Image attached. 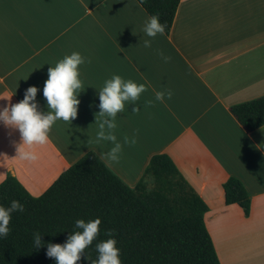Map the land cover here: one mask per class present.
I'll return each mask as SVG.
<instances>
[{
	"label": "crops",
	"instance_id": "obj_1",
	"mask_svg": "<svg viewBox=\"0 0 264 264\" xmlns=\"http://www.w3.org/2000/svg\"><path fill=\"white\" fill-rule=\"evenodd\" d=\"M148 17L135 0H0V109L35 86L37 111H48V67L73 51L85 57L77 115L56 120L48 143L24 146L34 161L19 158L18 130L0 122V183L10 175L38 197L91 151L133 188L150 157L165 154L207 206L219 263L264 264V125L246 131L229 110L264 96V0H179L168 34L155 37L143 31ZM113 74L147 84L115 129L105 124L121 142L118 162L101 158L114 142L96 137L98 91ZM133 134L136 143L124 144ZM229 177L249 196L247 216L224 203Z\"/></svg>",
	"mask_w": 264,
	"mask_h": 264
},
{
	"label": "trees",
	"instance_id": "obj_2",
	"mask_svg": "<svg viewBox=\"0 0 264 264\" xmlns=\"http://www.w3.org/2000/svg\"><path fill=\"white\" fill-rule=\"evenodd\" d=\"M135 1L148 16L158 14L168 34L179 0ZM229 110L246 131L264 125V96ZM222 189L225 205L236 204L247 216L250 199L240 181L229 177ZM13 199L24 210L12 213L9 232L0 238V264H55V258L46 256L47 244H63L80 231L76 219L96 217L101 220L98 234L76 264L96 259L95 246L108 238L109 230L122 264H220L204 224L207 206L165 154L152 155L139 182L129 188L89 151L38 197L6 176L0 183V204L7 206Z\"/></svg>",
	"mask_w": 264,
	"mask_h": 264
},
{
	"label": "clouds",
	"instance_id": "obj_3",
	"mask_svg": "<svg viewBox=\"0 0 264 264\" xmlns=\"http://www.w3.org/2000/svg\"><path fill=\"white\" fill-rule=\"evenodd\" d=\"M145 0H139L143 4ZM166 23L161 22L158 14L148 17L144 24L143 31L148 37H155L158 33L164 34ZM143 46H151V40H143ZM159 54V53H158ZM167 61L169 57L164 56ZM85 62V57L79 52L73 51L58 60L54 66L48 67L47 79L44 81L42 95L45 98L47 109L46 112L37 111L35 94L37 88L29 86L24 92L23 99L19 102L8 105L5 104L0 109V122L5 125L14 126L21 137V142L16 146V152L21 160L34 161L37 156L33 151L25 150L24 146L29 148L32 145H43L49 142L48 132L50 127L58 119L69 122L77 115L78 94L82 82L79 79L78 65ZM146 83H137L132 79H124L120 75L113 74L110 79L103 82V86L98 91L99 113L97 114L98 128L96 137L113 141V146L107 154H101L102 159L110 162H118L119 153L121 152V142L117 140L113 132L105 134L104 127L107 124L108 129L116 128V114L122 112L125 108L126 101H137L141 92L146 90ZM171 91H155L154 96L157 101H161L165 96L170 97ZM145 103H152L146 101ZM137 108L134 106L132 112L135 113ZM107 116L111 119L105 120ZM124 144H135L136 137H123ZM24 205L18 200H11L7 206L0 204V238L9 232L8 224L12 213L23 211ZM100 217L85 221L76 219L75 227L80 231H73L63 244H47L46 256L55 258V264H76L81 258L84 249L89 246L96 238ZM107 239L96 244V259L91 264H122L120 259V249L116 247V239L111 231L106 232ZM34 243L39 246L40 238L38 233L33 234ZM87 259V257H85Z\"/></svg>",
	"mask_w": 264,
	"mask_h": 264
},
{
	"label": "rangeland",
	"instance_id": "obj_4",
	"mask_svg": "<svg viewBox=\"0 0 264 264\" xmlns=\"http://www.w3.org/2000/svg\"><path fill=\"white\" fill-rule=\"evenodd\" d=\"M146 181H147V183H146L147 187L150 188V186L152 184L151 180L149 178H147Z\"/></svg>",
	"mask_w": 264,
	"mask_h": 264
}]
</instances>
